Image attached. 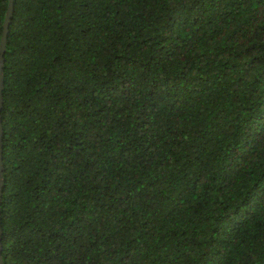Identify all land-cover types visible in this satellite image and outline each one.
Masks as SVG:
<instances>
[{"label":"trees","instance_id":"obj_1","mask_svg":"<svg viewBox=\"0 0 264 264\" xmlns=\"http://www.w3.org/2000/svg\"><path fill=\"white\" fill-rule=\"evenodd\" d=\"M4 58L3 264H264V0H15Z\"/></svg>","mask_w":264,"mask_h":264},{"label":"water","instance_id":"obj_2","mask_svg":"<svg viewBox=\"0 0 264 264\" xmlns=\"http://www.w3.org/2000/svg\"><path fill=\"white\" fill-rule=\"evenodd\" d=\"M15 10V0H9L8 9L6 11V19L4 22V30L0 42V264H3V255H2V211H1V203H2V194H3V188L5 184V178H4V162H3V137H4V128L2 124V108L4 104V84H5V77H4V53L7 48V41H8V35H9V26L11 23L12 16L14 14Z\"/></svg>","mask_w":264,"mask_h":264}]
</instances>
